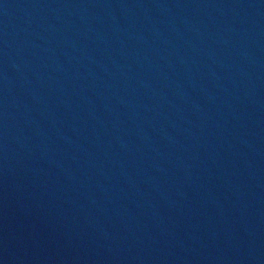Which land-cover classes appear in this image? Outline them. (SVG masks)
I'll return each mask as SVG.
<instances>
[{"label":"water","instance_id":"95a60500","mask_svg":"<svg viewBox=\"0 0 264 264\" xmlns=\"http://www.w3.org/2000/svg\"><path fill=\"white\" fill-rule=\"evenodd\" d=\"M0 264H264V0H0Z\"/></svg>","mask_w":264,"mask_h":264}]
</instances>
